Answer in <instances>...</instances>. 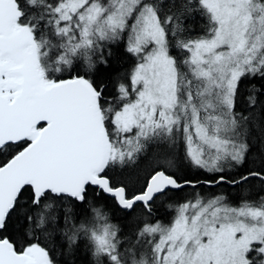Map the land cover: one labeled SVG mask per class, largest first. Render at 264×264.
<instances>
[{
  "label": "snow or ice",
  "instance_id": "6c2138e0",
  "mask_svg": "<svg viewBox=\"0 0 264 264\" xmlns=\"http://www.w3.org/2000/svg\"><path fill=\"white\" fill-rule=\"evenodd\" d=\"M150 148L141 190L114 183ZM253 183L264 0H0V264H264V196L214 191Z\"/></svg>",
  "mask_w": 264,
  "mask_h": 264
},
{
  "label": "trees",
  "instance_id": "16d2710c",
  "mask_svg": "<svg viewBox=\"0 0 264 264\" xmlns=\"http://www.w3.org/2000/svg\"><path fill=\"white\" fill-rule=\"evenodd\" d=\"M202 24H203V21L198 20V22L194 25L195 31L197 33L203 32ZM130 66H131L130 60L124 61V63L121 65L123 70L129 69ZM112 94L113 95L115 94L114 89L112 90ZM176 154H177L178 159L182 157V154H183L182 145L177 146ZM153 155H154V150L150 148L149 154L141 157V159L138 160L135 165H130L126 169H117L113 171L111 175L113 177L114 183H116L117 185L126 186L130 192H138L139 190H141L146 182V178L148 177L149 173L152 170V166L154 164V161L152 159ZM179 174L188 176L191 178H195L196 176H200L201 178H203L204 175H207L206 173H201L200 170L190 169L186 165H183L181 167ZM222 187L227 188L228 190L234 191L233 195L236 201H237V198L239 197H241V200L247 199L244 195L249 190L252 193L255 192L256 195H259L260 197L264 196V189L261 188L259 183H253L250 185H246L244 188L237 187L234 189V188H231L225 185V186H218L216 189H219ZM201 189H204V188L201 187ZM181 194L173 197L175 202L178 201L177 199L181 196ZM165 202H168V203L164 204ZM171 202L173 201L171 200L158 201V207L155 209V213L152 219L153 220L159 219L161 222L171 221L170 219H172V215H173V211H172L173 208L169 207V205L172 204ZM102 203L106 204L109 207L110 211L112 212L114 222L119 224L122 229L127 230L129 225H131L132 223V217H129L127 214L118 210L114 201L111 199V197L106 196L105 199L102 201Z\"/></svg>",
  "mask_w": 264,
  "mask_h": 264
},
{
  "label": "rangeland",
  "instance_id": "374dc122",
  "mask_svg": "<svg viewBox=\"0 0 264 264\" xmlns=\"http://www.w3.org/2000/svg\"><path fill=\"white\" fill-rule=\"evenodd\" d=\"M189 191H191V190H189ZM200 191L203 193L204 191H207V190H205V189H200ZM217 194H219V193H223V194H225V195H227L228 197H229V199H230V201L234 204V205H236V204H239V202L241 201V197H239V198H237V201H236V199L234 198V195H233V192L234 191H232V190H228L227 188H219V189H215L214 190ZM188 193H182L181 194V196L177 199L178 201L177 202H179V201H181L182 199H183V197L185 196V195H187ZM247 199H250V200H259V198H260V196L259 195H256V193L255 192H250V190L249 191H247L246 193H245V195H244ZM171 201H173V202H171L172 204H174L175 203V201H174V199L172 198L171 199ZM168 202H165L164 204H167ZM172 211H173V209H172ZM170 221H168V222H162V223H169Z\"/></svg>",
  "mask_w": 264,
  "mask_h": 264
},
{
  "label": "bare ground",
  "instance_id": "6f19581e",
  "mask_svg": "<svg viewBox=\"0 0 264 264\" xmlns=\"http://www.w3.org/2000/svg\"><path fill=\"white\" fill-rule=\"evenodd\" d=\"M172 212V211H171ZM167 216V215H166ZM171 216V215H170ZM173 216V215H172ZM169 217V216H168ZM170 219V218H169ZM159 220V219H158ZM171 220V219H170ZM160 221V220H159Z\"/></svg>",
  "mask_w": 264,
  "mask_h": 264
}]
</instances>
